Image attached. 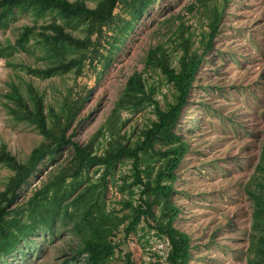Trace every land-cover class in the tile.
Instances as JSON below:
<instances>
[{"label":"rangeland","instance_id":"rangeland-1","mask_svg":"<svg viewBox=\"0 0 264 264\" xmlns=\"http://www.w3.org/2000/svg\"><path fill=\"white\" fill-rule=\"evenodd\" d=\"M85 2L93 7L97 0ZM206 5H215L223 14L176 126L188 147L174 171L171 199L179 212L173 224L189 235L188 264H248L252 205L245 189L257 181L264 184V171L257 168L260 162L264 164V0H207ZM114 13V22L104 25L99 37L92 35L93 44L86 49L81 70L72 68L49 77L36 76L26 68L48 62L33 37L24 48L15 46V37L24 24L36 23L39 28L51 20V14L38 17L30 10L16 11L0 28V144L19 160L27 157L42 135L33 124L14 119L3 105L11 82L24 96L28 84L36 87L55 110H59L63 95L79 96L80 108L67 130L78 142L87 141L105 123L134 71L143 72L147 87L162 107L172 100L173 89L162 73L145 66L146 53L162 44L170 53L171 64L176 65L182 33L191 36L192 47L201 51L200 36L208 30L205 6L199 0H151L134 17L131 8L119 2ZM80 31L75 29L82 36ZM153 118L152 103L122 110L118 123L125 122L121 127L124 140L134 143ZM71 151L66 146L54 156H46L17 190L11 207L21 206L65 163ZM158 164L153 156V172ZM10 173L0 164V188ZM129 173L130 161L122 159L105 178V209L119 216L131 211L125 199L138 203L139 188L131 186L132 178H126ZM99 174L90 168L82 185L98 182ZM160 205L152 204L156 214ZM74 224L73 217L61 214L48 226L36 225L13 251L0 256V264H86L84 255L73 250L80 239ZM121 249L131 252L135 264H168L167 238L143 219ZM117 255L112 261L123 263Z\"/></svg>","mask_w":264,"mask_h":264},{"label":"trees","instance_id":"trees-1","mask_svg":"<svg viewBox=\"0 0 264 264\" xmlns=\"http://www.w3.org/2000/svg\"><path fill=\"white\" fill-rule=\"evenodd\" d=\"M150 1L97 0L90 7L85 0H0V28L7 25L16 11L30 10L38 17L50 13L51 20L40 24L39 28L36 23L24 24L15 37V46L24 48L33 37L44 50L48 58L44 66H26L36 76L49 77L72 68L77 72L82 69L86 49L93 44L92 35L99 37L103 26L114 22V8L119 2L129 6L132 15L137 17ZM199 1L205 6L208 20V30L202 31L200 36L201 51H198L199 47H192L191 36L182 33L178 42L181 52L176 65L171 64L170 53L162 44H156L146 53L145 66L162 73L173 89L172 100L162 107L153 97L152 88L147 87L143 72L134 71L128 76L105 123L85 142L74 140L72 132H67L80 108L82 99L79 96L63 95L59 110H55L46 104L43 95L31 84H28L27 96H24L14 82L10 83L9 91L5 93L9 103L5 101L3 105L14 119L33 124L42 139L24 160H19L5 144H0V164L11 170L0 188V256L13 251L20 239L36 225L48 226L55 217L63 214L74 219V228L80 239L73 250L84 255L86 264H135L131 252H124L121 245L142 219L167 238L168 264H188L189 235L173 224L179 212L171 199L172 182L176 177L174 171L188 147L176 126L195 74L219 32L223 14L222 9L215 5L208 7L207 0ZM77 27L81 28L82 36L75 32ZM70 52L78 54L69 55ZM145 103L153 104L155 118L141 129L134 143L127 142L125 133H121L125 122L118 123L120 112L143 107ZM155 144L159 146L155 147ZM66 146H70L72 151L65 163L34 189L21 206L11 207L17 190L37 165L46 156H54ZM153 156L159 160L154 172L150 165ZM122 159L130 161V173L126 178L131 177V186L139 188L138 203L124 200L131 207L127 216L105 209L104 200L106 175L113 174L117 162ZM90 168L100 171L98 182H88L83 186V175ZM257 168L264 171V164L260 162ZM245 190L252 205L248 264H264V184L257 181L253 187L246 185ZM153 202L161 203L157 214L152 210ZM126 218L128 221L120 227ZM116 254L123 263L112 261Z\"/></svg>","mask_w":264,"mask_h":264}]
</instances>
